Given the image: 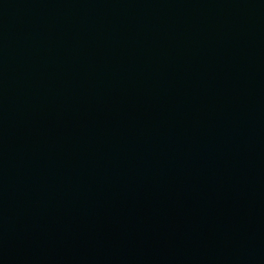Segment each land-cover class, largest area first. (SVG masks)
<instances>
[{"label":"water","instance_id":"1","mask_svg":"<svg viewBox=\"0 0 264 264\" xmlns=\"http://www.w3.org/2000/svg\"><path fill=\"white\" fill-rule=\"evenodd\" d=\"M0 264H264V0H0Z\"/></svg>","mask_w":264,"mask_h":264}]
</instances>
